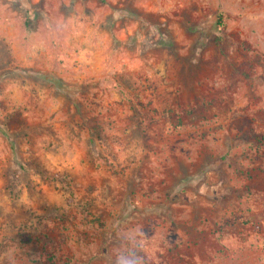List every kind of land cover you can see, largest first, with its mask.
<instances>
[{
  "label": "rangeland",
  "instance_id": "rangeland-1",
  "mask_svg": "<svg viewBox=\"0 0 264 264\" xmlns=\"http://www.w3.org/2000/svg\"><path fill=\"white\" fill-rule=\"evenodd\" d=\"M173 32L177 55L162 28L108 49L100 37L71 40L63 72L50 71L51 48L30 58L56 84L11 68L3 46L0 127L23 134L15 159L0 137V264H112L118 234L140 226L149 264H264L254 57L227 63L212 49L195 69L193 44ZM71 48L88 62L79 72Z\"/></svg>",
  "mask_w": 264,
  "mask_h": 264
},
{
  "label": "crops",
  "instance_id": "crops-1",
  "mask_svg": "<svg viewBox=\"0 0 264 264\" xmlns=\"http://www.w3.org/2000/svg\"><path fill=\"white\" fill-rule=\"evenodd\" d=\"M162 28L170 34L169 52L179 53L181 41L173 30L193 44L191 65L195 69L204 63V56L212 55V49L217 51L216 56L227 55L224 62L231 56L238 62V56H253L250 68L256 73L247 85L249 96H254L252 102L264 103V75H258L264 68V0H0V53L7 46L11 68L27 67V74L43 83L56 84L61 77L45 73L42 66L33 69L28 63L30 58L36 63L34 56L38 54H50L49 48L54 64L50 71L63 72L68 69L66 55L71 54L67 48L74 47L71 40L82 39L91 45L100 37L107 41L108 49L111 40L121 43L143 38L145 31L157 30L160 34ZM76 44L81 47L79 41ZM125 48L115 50L126 53ZM76 50L73 54L79 57L74 70L79 72V63L88 62L82 60L81 48Z\"/></svg>",
  "mask_w": 264,
  "mask_h": 264
},
{
  "label": "clouds",
  "instance_id": "clouds-1",
  "mask_svg": "<svg viewBox=\"0 0 264 264\" xmlns=\"http://www.w3.org/2000/svg\"><path fill=\"white\" fill-rule=\"evenodd\" d=\"M147 242L148 236L143 231V226L137 227L132 233L118 234L111 252L112 264H149Z\"/></svg>",
  "mask_w": 264,
  "mask_h": 264
},
{
  "label": "flooded vegetation",
  "instance_id": "flooded-vegetation-1",
  "mask_svg": "<svg viewBox=\"0 0 264 264\" xmlns=\"http://www.w3.org/2000/svg\"><path fill=\"white\" fill-rule=\"evenodd\" d=\"M22 132H19L17 129H11L8 132L0 127V137L8 138V136H11L12 139H8V147L12 154V158H18V151L13 148L14 142L20 139L19 137H22ZM17 160V159H16Z\"/></svg>",
  "mask_w": 264,
  "mask_h": 264
},
{
  "label": "trees",
  "instance_id": "trees-1",
  "mask_svg": "<svg viewBox=\"0 0 264 264\" xmlns=\"http://www.w3.org/2000/svg\"><path fill=\"white\" fill-rule=\"evenodd\" d=\"M25 241H28V240H25ZM37 242L39 243H43V244H49L51 243L48 239L46 238H43V239H37Z\"/></svg>",
  "mask_w": 264,
  "mask_h": 264
}]
</instances>
